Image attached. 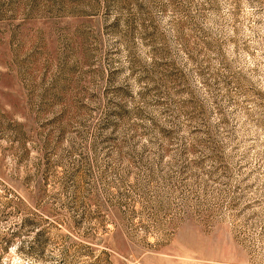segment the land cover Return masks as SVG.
I'll return each mask as SVG.
<instances>
[{
  "label": "rangeland",
  "instance_id": "rangeland-1",
  "mask_svg": "<svg viewBox=\"0 0 264 264\" xmlns=\"http://www.w3.org/2000/svg\"><path fill=\"white\" fill-rule=\"evenodd\" d=\"M0 264H264V0H0Z\"/></svg>",
  "mask_w": 264,
  "mask_h": 264
}]
</instances>
